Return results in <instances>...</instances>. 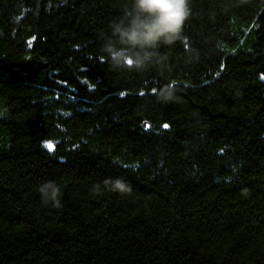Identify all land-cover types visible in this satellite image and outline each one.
Segmentation results:
<instances>
[{
    "label": "trees",
    "instance_id": "trees-1",
    "mask_svg": "<svg viewBox=\"0 0 264 264\" xmlns=\"http://www.w3.org/2000/svg\"><path fill=\"white\" fill-rule=\"evenodd\" d=\"M123 3L0 0V264H264V0H192L164 75L101 51Z\"/></svg>",
    "mask_w": 264,
    "mask_h": 264
},
{
    "label": "clouds",
    "instance_id": "clouds-1",
    "mask_svg": "<svg viewBox=\"0 0 264 264\" xmlns=\"http://www.w3.org/2000/svg\"><path fill=\"white\" fill-rule=\"evenodd\" d=\"M248 2L238 0L240 4ZM192 15V0H124L121 14L109 22V31L101 36V51L113 69L137 73L156 70L164 75L170 70L169 58L161 49L187 40L185 26ZM155 95L162 103L178 99L171 83L158 86ZM102 186L103 190L121 196L133 191L131 183L121 177L105 178ZM38 187L45 203L49 193L58 191L53 181ZM93 191L102 194L101 184L94 185Z\"/></svg>",
    "mask_w": 264,
    "mask_h": 264
}]
</instances>
